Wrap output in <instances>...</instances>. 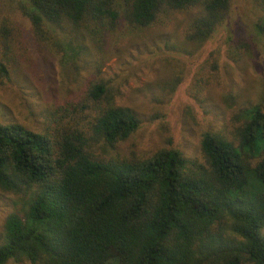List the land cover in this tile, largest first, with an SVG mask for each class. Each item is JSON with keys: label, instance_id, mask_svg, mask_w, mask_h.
<instances>
[{"label": "trees", "instance_id": "obj_1", "mask_svg": "<svg viewBox=\"0 0 264 264\" xmlns=\"http://www.w3.org/2000/svg\"><path fill=\"white\" fill-rule=\"evenodd\" d=\"M27 1L23 12L38 36L44 25L81 32L101 55L117 29L139 37L177 15H189L180 31L185 44L167 39L155 49L199 48L224 25L230 8V0ZM256 2L263 17L255 28L264 42V0ZM10 36L0 28V78L8 75L2 62L10 55ZM253 48L251 37L242 35L230 39L227 56L237 63ZM210 68L219 71L217 64ZM177 81L162 88L163 97ZM119 94L114 82H89L52 113L45 133L0 124V191L25 205L4 221L0 264H264L261 109L233 117L232 139L204 132L203 163L173 148L121 156L110 150L141 121L115 102Z\"/></svg>", "mask_w": 264, "mask_h": 264}, {"label": "rangeland", "instance_id": "obj_2", "mask_svg": "<svg viewBox=\"0 0 264 264\" xmlns=\"http://www.w3.org/2000/svg\"><path fill=\"white\" fill-rule=\"evenodd\" d=\"M29 7L27 0H0V28L11 30L10 55L2 62L8 75L0 78V124L15 122L45 133L52 126V113L65 108L89 82L110 81L120 93L115 102L131 107L141 121L110 154L140 157L173 148L187 160L203 163L199 144L204 132H223L232 139L235 115L251 107L264 114V42L255 28L263 16L256 0H230L224 25L199 48L155 49L167 39L185 44L180 31L189 15H177L170 25L159 24L137 33L139 37L122 36L124 30L117 29L107 36L103 55L81 32L44 25L38 36L23 12ZM242 35L251 37L254 48L233 63L226 48L230 39ZM213 64L218 73L211 70ZM175 77L174 92L163 97L162 88ZM200 85L204 88L198 92ZM24 208L0 191V245L5 219Z\"/></svg>", "mask_w": 264, "mask_h": 264}]
</instances>
